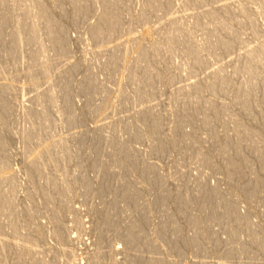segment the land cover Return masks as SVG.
I'll list each match as a JSON object with an SVG mask.
<instances>
[{
    "label": "rangeland",
    "instance_id": "1",
    "mask_svg": "<svg viewBox=\"0 0 264 264\" xmlns=\"http://www.w3.org/2000/svg\"><path fill=\"white\" fill-rule=\"evenodd\" d=\"M70 1L0 2L8 16L0 36V264H264V165L254 160L258 147L264 157V119L247 126L258 136L247 155L242 151L249 157L239 168L244 174L226 169L233 151L222 154L233 137L227 116H244L232 102L243 81L238 73L259 50L263 56L256 66H264V0H163L152 11L145 9L146 0H131L118 15L121 28L100 39L90 34L100 0H89L90 10L80 16ZM142 10L146 17L132 23ZM172 22L189 30L187 45L201 63L189 68L190 56L175 54L180 45L171 56L165 48L140 62L133 45L148 46L155 36L161 45ZM226 26L237 38L217 48L214 42ZM21 38L26 39L12 55L8 48ZM117 47H126V54L110 66ZM135 62L139 68L130 72ZM153 64L158 74L135 89L132 79ZM219 73L224 90L204 89ZM258 81L255 101L264 111V77ZM85 84L88 91L94 88L92 95ZM196 86L204 101L226 105L210 112L208 128L197 121L203 108L191 112L194 120L174 122ZM142 112L151 115L146 126ZM181 133L187 141L173 144ZM154 136L165 140L159 150ZM100 160L106 166L113 160L108 173ZM122 180L128 194L116 188ZM196 187L203 192L196 194ZM248 187L256 188L251 193ZM122 191L127 199L110 210ZM229 206L241 219L222 216ZM109 210L117 216L112 227L106 223ZM193 214L196 227L188 220ZM133 219L144 232L132 243L123 234ZM247 227L262 237L261 244L247 243Z\"/></svg>",
    "mask_w": 264,
    "mask_h": 264
},
{
    "label": "bare ground",
    "instance_id": "2",
    "mask_svg": "<svg viewBox=\"0 0 264 264\" xmlns=\"http://www.w3.org/2000/svg\"><path fill=\"white\" fill-rule=\"evenodd\" d=\"M5 0H0V2H4ZM89 0H71L70 1V4H71V6H72V8H73V10H74V12L76 13V14H79V16L80 15H85L89 10H90V1L88 2ZM118 1H119V3H118ZM193 1H197V0H193ZM100 2V6H101V11H100V14H99V16H98V23H97V25L95 26V28H94V30H92V33H90L91 34V36H92V38H94V39H100V38H104V36H110V35H112L113 33H115L116 31H118V29H120L121 28V26H122V23H121V21H119L118 19H120V18H118V15H119V13H120V11H122L123 9L121 8V7H123L124 5H127L128 3H130L131 2V0H100L99 1ZM123 4L122 6L120 5V4ZM163 4V0H146V4L144 5V7H145V9L147 8L148 10L149 9H151V11H152V9L153 10H156V8H158V6L160 5V4ZM194 3V2H193ZM197 3V2H196ZM161 4V5H162ZM129 5V4H128ZM127 5V6H128ZM160 5V6H161ZM126 6V7H127ZM159 6V7H160ZM125 7V6H124ZM125 7V8H126ZM97 9H98V7H97ZM129 8L127 7V9H125V10H128ZM146 9V10H147ZM213 9V8H212ZM147 10V11H148ZM229 10V9H228ZM150 11V10H149ZM42 12V11H41ZM146 13V12H145ZM223 13L225 14V13H227V8H226V10H223ZM42 14H44V16L46 17V15H45V13H42ZM205 14V13H204ZM247 14V13H246ZM147 15V14H146ZM207 15H208V18L210 17L211 19H215L216 18V16L211 12H208L207 13ZM245 15V14H244ZM42 16V15H41ZM8 16L5 14V12H2V11H0V36L2 35V27H3V25H4V23H5V21H6V18H7ZM146 16L144 15V11L142 10V11H140V12H138V14L135 16V18L133 19V21H132V23H136V22H139V21H141L142 19H144ZM20 19H21V17H20ZM46 19V18H45ZM121 20V19H120ZM162 20V19H161ZM48 21V20H47ZM22 22V21H21ZM173 23V22H172ZM178 23V22H177ZM177 23H173L170 27H167L168 29H166L165 30V32L163 33V35H161V36H163V42H162V44L160 45V43L157 41V38H156V36L155 37H153V38H151V39H149V44H148V46H145V47H143V46H140V45H138V44H135V45H133L134 47L133 48H135V50L137 51V53H138V60L140 61V62H142V61H145V62H147L146 60H148V58L150 57L149 56V54H153V55H158L159 56V54L162 52V50L164 49V50H166L167 49V51H165V52H167V54H168V52L170 53L169 54V56H171L172 55V53L174 52V50H176V48H177V46L178 45H180L181 47H182V49H181V47L179 48V46H178V48H179V50H180V52H177V53H175V54H179L180 56H183L184 58H185V56H190V65H189V68H192V67H194V66H196V65H198L199 64V59H198V57L196 56V50H194V49H192L191 47H189L188 45H187V40H188V38H189V34H190V32H189V30L188 29H184L183 28V26H181V24L179 23V24H177ZM171 24V23H170ZM169 24V25H170ZM195 24V23H194ZM48 25H49V23H48ZM52 27V26H51ZM56 27V26H55ZM231 28L232 27H229V26H226V27H224L223 29H222V31L224 32H226V33H223L222 34V36L220 37V36H218L217 37V39H216V41L214 42V44H215V46H217V48H227V47H229V44L231 45L232 43L231 42H233L236 38H237V36L236 35H234V34H232L233 33V31L231 30ZM53 29V28H52ZM51 29V33H52V35H53V37H54V32H55V30L53 31ZM55 29V28H54ZM58 29V28H57ZM31 30H32V28H31ZM58 30H60V29H58ZM186 30H188V31H186ZM191 31V30H190ZM18 33V32H17ZM29 33H32V31L31 32H29ZM157 33V32H156ZM160 33V32H159ZM12 34L14 35L15 34V31H14V28H13V30H12ZM158 34V33H157ZM225 34V37L223 36ZM12 35V36H13ZM32 34H30V36H31ZM50 35V34H49ZM57 34H55V36H56ZM228 37H227V36ZM229 35H230V37H229ZM16 36V35H15ZM160 36V37H161ZM52 37V36H51ZM223 37V38H222ZM226 37H227V39H226ZM236 37V38H235ZM135 38V37H134ZM230 38V39H229ZM24 39H26V38H21V39H15L16 41L15 42H12L11 43V45H10V47L8 48V50H10V52L11 53H13L12 55H14L15 54V52L17 51V49L22 45V42H23V40ZM55 39H57V38H55ZM132 39V38H131ZM130 39V40H131ZM134 40V39H133ZM159 40V39H158ZM58 41V40H57ZM126 41V40H125ZM127 42V41H126ZM125 42V43H126ZM133 42V41H132ZM134 44V43H133ZM118 45V44H117ZM127 47V46H126ZM126 47H124V48H120V50L118 49V47H117V50L115 51V53L113 52V55H112V57H111V63H110V66L111 65H115V67L119 64V63H121L122 62V60L124 59V54H126L125 52V49H127ZM166 48V49H165ZM113 49H114V47H113ZM178 50V51H179ZM177 51V50H176ZM175 51V52H176ZM260 51V50H259ZM258 51V53L257 52H255L256 54H254V52H253V54H252V61H254V62H251L250 60V62L251 63H248V64H246V65H244V68L241 70V72L240 73H238L239 74V76H240V78L243 80L242 81V83L240 84V86H238L237 88H235V91H234V95H233V101L232 102H234L235 104H237L238 106H240L241 108H242V110H243V118H241V117H236V115H231V116H227V118H226V124H227V122L229 121V123L230 124H232L231 125V130H232V132H233V137H231V139H229L226 143H225V146H224V148L222 149V154L223 155H226V154H228V153H232V152H230V151H233L234 152V155H232L231 157H227L228 159H227V161H225L226 162V169L229 171V172H231V173H233V172H235V174L237 173V174H239V175H241V174H244V172H242V170H240L239 168L243 165V167H245L244 165L247 163L248 164V159H249V155L247 156L248 157V159L246 158V156H244V154H243V152L244 151H246V148H249L248 146L249 145H252V144H254L256 141H257V136H258V133L257 132H255L256 130H254V131H250V130H248L249 128H247V126H248V124H249V122L251 121V122H258V121H262L263 119H264V111L262 110V108L263 107H261L258 103H257V101H255V97H256V92L258 91L257 89H258V86H257V84H258V80L260 79H262L263 77H264V66L263 67H260V69H258L259 68V63H257V62H259V61H261L262 60V56H263V54L261 53V52H259ZM151 52V53H150ZM249 52V51H248ZM246 53V52H245ZM11 55V56H12ZM247 55V54H246ZM187 58V57H186ZM264 58V57H263ZM12 62H13V60H12ZM14 62H16V61H14ZM201 63V62H200ZM256 63H257V65H259V66H256ZM168 64V63H167ZM264 65V64H263ZM141 66V65H140ZM109 67V66H108ZM157 65H155V64H153V65H151V66H147V68L145 67L142 71H141V73L138 75V77L137 78H134V79H132V85H133V87L135 88V89H138L139 87H140V85L141 84H143V83H147L148 82V80L151 78V75H153V74H155V72H156V69H157ZM258 67V68H257ZM113 68H114V66H112V70H113ZM129 69H130V66L128 67ZM132 70L130 69V72H132V71H134V69H138L139 68V62L137 63V62H135V63H133L132 64ZM111 69V68H110ZM127 70V69H126ZM129 71V70H128ZM127 71V72H128ZM159 71V70H158ZM191 71V70H190ZM157 73V72H156ZM158 74V73H157ZM86 75H88V73H86ZM88 76H86V78H87ZM160 77V76H159ZM89 78V77H88ZM88 78L87 79H85V77H84V80H88ZM223 78L224 77H222V75H220V73L219 74H217V76L215 77V79H213V81H210L206 86H205V88L204 89H210L211 91L212 90H215L216 89V87L218 86L219 88L218 89H220L221 91H223L224 90V88H222V82L224 81L223 80ZM33 80V79H32ZM34 81H35V78H34ZM89 82H90V80H88ZM131 81V80H130ZM258 81V82H257ZM87 83V82H86ZM230 83V82H229ZM90 84V83H89ZM195 84V83H194ZM90 85H92V84H90ZM85 86L86 87H83L84 88V91H85V89L88 91V88L87 87H89V85H87V84H85ZM235 86V85H234ZM93 87H95V86H93ZM198 86H196L195 87V93H194V95L192 96V98H189V96H186V99L184 100L183 99V102H181L182 103V105H181V108H182V110H183V112H184V115H181L179 118H176V120H174V122L177 124V125H180V124H182L184 121H187V120H190V119H192V120H194L193 118H192V116H193V114H191V112L192 111H196V110H198L199 108H203V113L201 112V114H200V117L197 119V121L201 124V125H204V126H206L207 128L209 127L208 125H210L211 126V123H213L212 121H213V119H211L210 118V112H214L215 111V109H217L218 107H220V109H226V105L225 104H215V103H211V102H207V101H204L201 97H200V95H201V93L200 92H202V90L200 91V89H202L200 86V88L198 87ZM90 88V87H89ZM188 88V87H187ZM92 89H94V88H91V89H89V91H88V93L90 92V90H91V92H92ZM139 90V89H138ZM228 90H231V88L230 89H228ZM90 92V93H91ZM94 92H95V90H94ZM93 92V95L95 94ZM194 92V91H193ZM87 92H86V94L90 97V95H92V93L89 95ZM198 93H199V95H198ZM195 94H197V95H195ZM138 95V94H137ZM140 95V94H139ZM190 95V94H189ZM3 106H4V104H2ZM1 110H2V107H1V105H0V113H1ZM4 110V109H3ZM199 111V110H198ZM149 113V112H148ZM147 112H146V114H145V112H142V113H140L142 116L140 117V122H141V124L143 125V126H146L147 125V123L149 122L148 120H149V115H150V113H149V115H147L148 114ZM189 115H192L191 117L189 116ZM0 116H3L2 114H0ZM150 117H151V115H150ZM30 119V118H29ZM153 120V119H152ZM155 120V119H154ZM152 121V122H154L152 125H153V133L154 134H157V133H159V126H158V121L156 122V121ZM148 121V122H147ZM140 124V123H139ZM141 124L140 125H138V127L140 126V128H141ZM37 125V124H36ZM30 126V125H29ZM142 126V127H143ZM136 127V126H135ZM31 128V127H30ZM33 129V128H32ZM27 130V129H26ZM135 131H137V129H131V132L132 133H135ZM30 132V131H29ZM25 133L26 135V137L28 138L29 137V134L30 133ZM31 132H32V130H31ZM130 132V133H131ZM152 133V134H153ZM158 136H159V134H157ZM158 136H154L155 138L156 137H158ZM186 138V139H185ZM187 138H188V136L186 135V133L184 134V133H181V135H180V137L179 138H176V139H174L173 141H172V143L173 144H176V143H180V142H183V143H185V141H187ZM230 138V137H229ZM24 140H25V137H24ZM98 142V141H97ZM1 143V142H0ZM4 142H2V144H3ZM102 143V142H101ZM187 143V142H186ZM248 143V144H247ZM189 144H190V146H192V147H194L195 148V144H194V142L191 140L190 142H189ZM165 145V140L163 139V137H158L157 138V141H156V143H155V148H156V150H159V149H161L163 146ZM262 145V144H261ZM103 146H105V145H103ZM106 148V147H105ZM187 148V147H186ZM193 148V149H194ZM256 148V147H255ZM258 148H261V147H258ZM255 149V150H257V152H255V150H254V152H255V155H254V160H256L258 163H259V166H260V168L262 167L261 165H264V157L263 156H261L262 154H260V149ZM245 149V150H244ZM249 150H252V149H249ZM260 150V151H259ZM243 151V152H242ZM247 151H248V149H247ZM253 151V150H252ZM258 151H259V153H258ZM225 153V154H224ZM245 153V152H244ZM233 154V153H232ZM246 154V153H245ZM254 154V153H253ZM247 155V154H246ZM251 155H252V153H251ZM234 156L236 157V158H234ZM98 158H101L100 156H98ZM101 161V163H102V161H103V163L102 164H104L105 163V161L104 160H100ZM137 161V160H136ZM97 162V161H96ZM114 162H116L115 160H114ZM101 163L99 162V164L101 165ZM108 163V162H107ZM106 164V163H105ZM104 164V166H106ZM139 164V163H138ZM261 164V165H260ZM96 165L97 166H100V165H98V163H96ZM112 165H113V160H112ZM112 165L111 164H107V166L105 167L106 169V172H107V170L109 169V168H111L112 169ZM114 165H115V163H114ZM102 166V165H101ZM99 167L100 169L103 167ZM117 166H118V164H117ZM3 167V166H2ZM99 168H97V167H95V169H97V171H95V172H97V174H99V172H98V170L100 171V172H103V171H101ZM146 168H147V170L148 171H153V166H150V165H148V166H146ZM250 168V167H249ZM110 169V170H111ZM252 169V168H251ZM250 169V170H251ZM262 169L264 170V166L262 167ZM102 170H104V167H103V169ZM253 171V173L255 172L254 170H252ZM105 172V173H106ZM108 173V172H107ZM151 173V172H150ZM249 173V172H248ZM5 174V173H4ZM6 175V174H5ZM99 175H101V174H99ZM98 175V176H99ZM103 175V174H102ZM154 176V175H153ZM156 176V175H155ZM123 178V177H122ZM157 178V177H156ZM124 179V178H123ZM118 180V179H117ZM126 181V180H125ZM125 181H120V182H118V183H120V184H117L116 186V188H117V190H118V188H119V191H121L120 190V188L122 187L123 188V186L125 185ZM148 181H149V183H150V181H152L151 180V178H149L148 179ZM157 182V181H156ZM258 182V181H257ZM144 183V182H143ZM116 184V183H115ZM114 184V185H115ZM154 184H155V182H154ZM114 185H112L111 187H113L114 188ZM118 185L120 186V187H118ZM128 184H127V181H126V186H127ZM152 185V184H151ZM255 186L256 184H251V186ZM248 186V185H247ZM257 186V185H256ZM109 187V186H108ZM197 187H198V185H197ZM197 187L195 188L196 190V194L197 193H201V192H203V190H197ZM199 189H200V186L198 187ZM253 188H256V187H253ZM252 187H250V190H249V187H248V189L247 190H249V192H251L252 190H255V189H253ZM101 189V188H100ZM127 189V191L125 190V187L123 188V190H125L127 193L126 194H128V187L126 188ZM118 191V192H119ZM125 191H122V192H124V193H120V195L118 196V197H114V201L112 200V202H113V205L110 207L111 209L110 210H116L114 207H116L117 205H118V203L119 202H121V199L122 200H125V199H127V195H126V197H124L123 195H125ZM207 191V190H206ZM247 192V194H249L248 193V191H246ZM252 193V192H251ZM44 194V193H43ZM133 194V193H132ZM195 194V195H196ZM55 195V194H54ZM129 195H130V193H129ZM128 195V196H129ZM134 196V195H133ZM132 196V197H133ZM4 197V196H3ZM47 197V196H46ZM131 196H129V198H130ZM193 197V196H192ZM125 198V199H124ZM194 198V197H193ZM5 199V198H4ZM165 199V198H164ZM188 199V198H187ZM220 200H221V198H219ZM160 200H161V198H160ZM162 200H163V197H162ZM5 201H6V199H5ZM51 201V200H50ZM188 201V200H187ZM186 201V202H187ZM50 203V202H49ZM114 208V209H113ZM117 208V207H116ZM57 209V208H56ZM55 209V210H56ZM108 210V209H107ZM110 210H109V216H110V218H109V216H108V219H107V221H106V223H107V225L108 226H110V224H111V222L112 221H116L117 220V218L114 220V217L116 216L115 215V213L113 212V213H110ZM117 211V210H116ZM54 213V212H53ZM212 213H214V212H212ZM117 214V213H116ZM194 214H196V213H194ZM189 215L188 216V220L195 226L196 225V223H197V221L199 220V218H198V214L197 215ZM200 215V214H199ZM214 215H215V213H214ZM212 216H213V214H212ZM222 216L223 217H225V218H231V220H237V219H241L240 218V216L238 215V213H237V211L233 208V206H229V207H227V208H224V210H223V214H222ZM117 217V216H116ZM243 218V217H242ZM134 220L135 219H133V222L132 221H130V223H131V225H129V226H127L128 228L127 229H124V231L125 230H127L126 232H125V234H123L124 236H125V240H127V241H130V242H132L133 243V241L136 239L135 237H137V236H139L141 233L140 232H142L143 230V228L141 227V225H140V223L138 222V221H136L137 223H139V225L135 222L134 223ZM201 221V220H200ZM113 224H114V222H113ZM112 224V225H113ZM191 224V225H192ZM105 225V224H104ZM112 225L110 226V227H112ZM128 225V224H127ZM197 225H199V224H197ZM196 225V226H197ZM106 226V225H105ZM107 226V227H108ZM195 226V227H196ZM250 226V225H249ZM199 227V226H198ZM140 228V229H139ZM142 228V229H141ZM247 228H249V231L250 232H248V234L250 233V237L248 236V238L250 239V241L249 242H247L248 244L249 243H251V244H261L262 243V237L260 236V235H258L257 234V232L255 233L252 229H251V227H247ZM12 230H13V232H16L17 231V228L16 227H14L13 226V228H12ZM19 231V230H18ZM103 232V231H102ZM144 232V231H143ZM261 234V233H260ZM58 235V234H57ZM138 238V237H137ZM195 238V237H194ZM193 238V239H194ZM196 239V238H195ZM197 240V239H196ZM194 241L195 243L196 242H198V241ZM136 241V240H135ZM134 241V242H135ZM195 243H193V245H195V246H197ZM199 243V242H198ZM250 244V245H251ZM242 246V245H241ZM262 246V245H261ZM264 246V245H263ZM243 249L245 248V247H242ZM264 248V247H263ZM262 247H261V249H263ZM245 250V249H244ZM247 250V249H246ZM264 250V249H263ZM262 250V251H263ZM229 251V250H228ZM230 252V251H229ZM22 253V252H21ZM22 258V257H21ZM23 258H24V256H23ZM97 258V257H96ZM95 258V259H96ZM25 259V258H24ZM19 261H20V259H19ZM98 262V261H97ZM150 263V262H149ZM147 264V263H146Z\"/></svg>",
    "mask_w": 264,
    "mask_h": 264
}]
</instances>
